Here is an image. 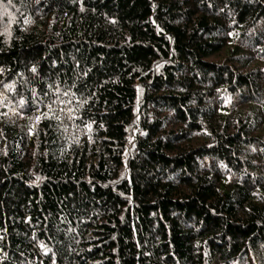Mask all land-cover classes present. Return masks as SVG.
<instances>
[{
    "label": "trees",
    "instance_id": "trees-1",
    "mask_svg": "<svg viewBox=\"0 0 264 264\" xmlns=\"http://www.w3.org/2000/svg\"><path fill=\"white\" fill-rule=\"evenodd\" d=\"M0 264H264V0H0Z\"/></svg>",
    "mask_w": 264,
    "mask_h": 264
},
{
    "label": "rangeland",
    "instance_id": "rangeland-1",
    "mask_svg": "<svg viewBox=\"0 0 264 264\" xmlns=\"http://www.w3.org/2000/svg\"><path fill=\"white\" fill-rule=\"evenodd\" d=\"M67 134H69V133H65V137H67Z\"/></svg>",
    "mask_w": 264,
    "mask_h": 264
},
{
    "label": "snow or ice",
    "instance_id": "snow-or-ice-1",
    "mask_svg": "<svg viewBox=\"0 0 264 264\" xmlns=\"http://www.w3.org/2000/svg\"><path fill=\"white\" fill-rule=\"evenodd\" d=\"M9 3H10V0H9ZM33 71H35V69H33Z\"/></svg>",
    "mask_w": 264,
    "mask_h": 264
}]
</instances>
